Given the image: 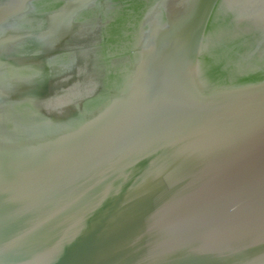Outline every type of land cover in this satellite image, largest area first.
Here are the masks:
<instances>
[{
    "label": "water",
    "instance_id": "95a60500",
    "mask_svg": "<svg viewBox=\"0 0 264 264\" xmlns=\"http://www.w3.org/2000/svg\"><path fill=\"white\" fill-rule=\"evenodd\" d=\"M0 264H264V0H0Z\"/></svg>",
    "mask_w": 264,
    "mask_h": 264
}]
</instances>
